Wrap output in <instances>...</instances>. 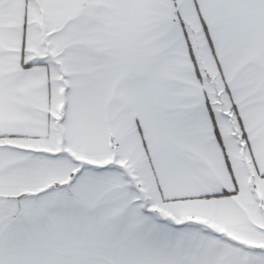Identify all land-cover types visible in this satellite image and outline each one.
I'll use <instances>...</instances> for the list:
<instances>
[{
  "label": "snow or ice",
  "instance_id": "6c2138e0",
  "mask_svg": "<svg viewBox=\"0 0 264 264\" xmlns=\"http://www.w3.org/2000/svg\"><path fill=\"white\" fill-rule=\"evenodd\" d=\"M0 264H264V0H0Z\"/></svg>",
  "mask_w": 264,
  "mask_h": 264
}]
</instances>
